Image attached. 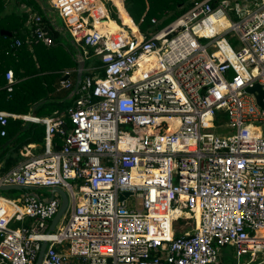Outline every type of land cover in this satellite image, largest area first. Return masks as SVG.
<instances>
[{"label": "built area", "instance_id": "built-area-1", "mask_svg": "<svg viewBox=\"0 0 264 264\" xmlns=\"http://www.w3.org/2000/svg\"><path fill=\"white\" fill-rule=\"evenodd\" d=\"M257 1L242 8L193 0L148 33L113 19L115 0L47 1L85 66L77 88L78 69L63 71L61 86L74 100L65 109L45 117L0 110V136L10 117L45 126L42 151L23 146V160L0 184L50 192L0 196V264H36L43 241L40 264H222L226 244L248 255L242 264H264V0L252 8ZM23 7L33 40L53 46L57 26ZM6 77L11 91L12 69ZM256 85L263 106L248 91ZM54 187L70 210L51 230L62 200Z\"/></svg>", "mask_w": 264, "mask_h": 264}, {"label": "trees", "instance_id": "trees-1", "mask_svg": "<svg viewBox=\"0 0 264 264\" xmlns=\"http://www.w3.org/2000/svg\"><path fill=\"white\" fill-rule=\"evenodd\" d=\"M41 1L43 0H0V109L17 114H28L31 112L32 105L46 99L51 91V88L42 82L49 78L48 74L45 73L44 76L41 74V72L56 70L55 68L58 67L48 57L49 54L51 55L48 50L51 46L46 47L44 54L42 53L41 48L44 49L46 45L33 40V35H30V30L26 27L27 14L20 7L22 2H26L45 18ZM115 1L118 2V7L109 5L111 17L121 24H136L142 32L148 33L155 26L152 22L153 17L167 19L170 10L179 8L178 10L182 12L191 5L193 0H125L122 3H119V0ZM1 30H8L12 35L2 34ZM53 36L58 38V33L54 32ZM16 40H20L19 45L16 44ZM73 63V66H76L74 60ZM9 68L15 70L16 77H25L19 82L15 81L11 91L7 89V86L4 87L5 75ZM49 104L50 101L47 99L37 106L34 113L43 114V110ZM25 124L26 122L20 118L10 117L6 125L7 134L0 136V161L7 160L4 171L17 164L21 158L20 149L23 146L36 142L39 137L45 135L43 124L29 123V127L15 140L6 147H2ZM57 140L60 142L59 137ZM8 151L10 153L6 157ZM10 191L21 192V190Z\"/></svg>", "mask_w": 264, "mask_h": 264}, {"label": "crops", "instance_id": "crops-1", "mask_svg": "<svg viewBox=\"0 0 264 264\" xmlns=\"http://www.w3.org/2000/svg\"><path fill=\"white\" fill-rule=\"evenodd\" d=\"M28 5V4H27ZM24 6V5H23ZM28 6H31V5H28ZM32 7V6H31ZM41 7L44 9V13L46 15L47 18H49L51 21H53V23L57 26V28L60 30V31H56V30H53V33L56 32L58 33V38H55V44L53 46H51V48H49L48 50H50V52H52L54 50L55 47L57 46H61V47H64V50H65V46L63 43H61L60 41V37L61 35H68L70 38L71 36L69 35V33H67V30L65 28V26H61L58 21H57V16H55V13L53 10H51L49 8V4L47 1H41ZM114 19V18H113ZM116 20V19H115ZM117 21V20H116ZM118 22V21H117ZM119 23V22H118ZM217 23V22H216ZM222 22H218L217 24H221ZM54 25V27H55ZM138 26V25H137ZM26 27L30 30V35H32V30H31V27L28 25L27 23V19H26ZM71 42L74 44L73 42V39L71 38ZM45 46V45H44ZM46 47H49V46H45L44 49L43 47L41 48V51L42 53L44 54L45 52V48ZM68 49V48H67ZM78 51V49H77ZM64 52V51H63ZM65 52L67 53V51L65 50ZM64 52V53H65ZM63 55L64 56V59H58V60H67L66 57L67 55ZM63 54L62 52L60 53V55ZM70 59L69 60H76L75 59V56L77 53H74V52H70ZM50 57V60L51 61H54L57 60L56 58V55L54 53H51V55L49 54ZM96 57L92 58V59H95ZM91 59V60H92ZM98 59V58H96ZM49 60V61H50ZM99 60V59H98ZM38 65V63H37ZM58 67L55 68L56 70H49V71H46V72H41V74L44 76V74H48L49 78L46 80V81H42L44 83L45 86H48L49 88H51V91L49 92V96L46 97V99H42L40 100V102H38L37 104H34L32 105V108H31V112H29L28 114H31V113H34V111L36 110L37 106L43 102H45L47 99H49L50 101V104L49 106L47 105V108H45L43 111L44 113L41 114V115H38V116H42V117H45V116H50L54 113V111L56 110H63L65 109L67 106L71 105L73 103V94H72V91L70 89H66V88H62L61 86V81L63 79H65L66 77L63 75V71L66 70V69H77V66H59V64L57 65ZM9 69H12V68H9ZM8 69V70H9ZM51 69V68H50ZM13 72H14V77L16 79L17 82H19L20 80L22 79H25V77H16V72L14 69H12ZM75 75L77 76V72L75 73ZM5 78H6V81H5V84H4V87L7 86V83H8V80H7V77L5 75ZM0 110H3V111H7V110H4V109H0ZM7 112H10V111H7ZM13 113V112H11ZM14 114H17V113H14ZM35 114V113H34ZM17 115H25V114H17ZM19 118V117H17ZM21 119V118H20ZM27 123V122H26ZM8 141V140H7ZM6 141V142H7ZM6 142L3 144L2 147H6L5 144ZM9 145V144H8ZM26 145H31L34 149H38L39 152L42 151L43 149V146L40 145L39 143H35V142H32V143H28ZM37 147V148H36ZM21 150V149H20ZM33 150V149H32ZM34 151V150H33ZM10 151L7 152L6 154V157L7 155H9ZM36 153V152H35ZM23 160V157L21 156L20 160H18L17 164H19L21 161ZM7 160L4 159V160H1L0 161V176L2 174H4L6 171H4V166H5V162ZM16 164V165H17ZM14 165V166H16ZM13 166V167H14ZM11 168H9L10 170ZM26 190H22L21 191V195H18L19 197H21L23 195V193L25 192ZM40 195H42V197H47L50 195V192L47 191L46 189H41V191H37Z\"/></svg>", "mask_w": 264, "mask_h": 264}, {"label": "rangeland", "instance_id": "rangeland-1", "mask_svg": "<svg viewBox=\"0 0 264 264\" xmlns=\"http://www.w3.org/2000/svg\"><path fill=\"white\" fill-rule=\"evenodd\" d=\"M235 1L239 2L241 7L243 8L250 0H235ZM25 4H26V2H22L20 5L21 10L24 12H26L24 7H23V5H25ZM178 9L179 8H177L175 10H170L167 14L169 16L167 19L166 18L159 19V22L157 24H155L154 27L151 28L150 32H156L157 30H159V29L165 27L167 24H169L173 19H175L181 13L180 10H178ZM54 13H55V16H57L58 23L61 26H65L63 19L56 13V11H54ZM26 14H28V13L26 12ZM167 15H165V16H167ZM233 16H234V18H237V16L234 13H233ZM163 19H166V20H163ZM212 19L214 20L215 18L213 17ZM218 20L219 21H217L215 19V22L218 23V22H224L225 21L224 19H218ZM227 38L229 39L230 43L233 46L238 44V39L236 38L235 35H232V36L227 35ZM60 41H61V43L64 44L65 50L67 51V53L65 52L64 47H61V46L55 47L52 52L49 51V53H54L56 55L57 60H55L54 64L55 65L59 64V66H67V67L72 66L74 64L73 60H69L68 57H70V54H69L70 52L77 53V46L71 42V38L68 35H61ZM203 42H206V40H203ZM208 50L211 52V51L215 50V47L210 45L208 47ZM63 51L67 55V57H66L67 60H58V59H64L63 55H65V53ZM61 52L63 54L60 55ZM74 61L76 62V66H77L78 65L77 61L76 60H74ZM89 63H90V61H88V64ZM217 119H220L221 120L220 123H222V124L228 122V117H227V114L225 111H218ZM224 125H226L225 127H228L227 124H224ZM122 128L126 129V130H131L134 132H140L139 127L132 128L131 126L126 125V126H123ZM37 140L38 141H36L35 143H39L40 145L43 146L44 136L39 137ZM33 150L36 153L39 151L38 149H34V148H33ZM20 156H21V153H20ZM70 182H74V181L70 180ZM37 191H41V189L37 188ZM18 195H21V192H15V191H10V190H0V196H5L8 198H17V197H19ZM69 210H70V207L67 208V210L65 212V217H64L63 221L59 224V226L62 225L64 221H66L67 217L69 216ZM182 224H183V222L176 223V227L174 228V230H177V228L180 227V225H182ZM177 233H179V232H177ZM181 234H182V232H181ZM219 247L221 250V256H219V261L222 264H242L244 262L245 258L248 257V255H238L234 245L226 244V245L219 246Z\"/></svg>", "mask_w": 264, "mask_h": 264}, {"label": "water", "instance_id": "water-1", "mask_svg": "<svg viewBox=\"0 0 264 264\" xmlns=\"http://www.w3.org/2000/svg\"><path fill=\"white\" fill-rule=\"evenodd\" d=\"M1 33L9 35V36L12 35V33L8 30H1ZM84 66H85V61L83 59L78 61L77 82H76L75 88L78 87V84L80 83V81L82 79V70H83ZM248 91H250V92L257 91L258 92L257 93V100H258L259 104L261 106H263V91L261 90L260 86L256 85L252 88H248ZM28 127H29V122L26 123L14 136H12L6 142L5 146L10 144L13 140H15L20 135V133L25 131ZM139 169H143V166H140ZM37 188L38 187L35 185H20V184H5V185H3V184H0V190H31V194L38 198L39 193L36 192ZM53 189L60 194L62 200H61V205H60L58 212L56 213V215L52 219V222L50 225L51 230H53L55 228V225L58 223V221L60 220L62 215L65 213L66 208L68 206V196H67L66 192L60 187H54ZM128 194H129V192H125L121 197L124 198V197L128 196ZM52 198H53V196L51 195L49 197V199H52ZM46 245H47V242L43 241L36 264L41 263V261L43 259L44 252H45Z\"/></svg>", "mask_w": 264, "mask_h": 264}, {"label": "bare ground", "instance_id": "bare-ground-1", "mask_svg": "<svg viewBox=\"0 0 264 264\" xmlns=\"http://www.w3.org/2000/svg\"><path fill=\"white\" fill-rule=\"evenodd\" d=\"M262 2H263L262 0H258L257 3L254 4V5L252 6V8L255 7V6H259V5H261ZM215 19H216V18H215ZM216 20L219 21L218 19H216ZM113 24L115 25L114 22H112V25H113ZM216 24H217V23H216ZM114 25H113V26H114ZM115 28H118V26L115 25ZM161 129H163V130H168V129H170V125H169V124H165Z\"/></svg>", "mask_w": 264, "mask_h": 264}]
</instances>
